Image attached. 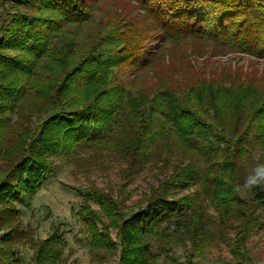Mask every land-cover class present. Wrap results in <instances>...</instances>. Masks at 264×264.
Instances as JSON below:
<instances>
[{
	"label": "trees",
	"instance_id": "1",
	"mask_svg": "<svg viewBox=\"0 0 264 264\" xmlns=\"http://www.w3.org/2000/svg\"><path fill=\"white\" fill-rule=\"evenodd\" d=\"M233 52L264 58V0H0V264H24L18 246L69 264L60 227L35 239L17 205L63 164L110 161L127 183L172 173L130 207L125 185L88 179L89 264H197L225 241L228 264H257L264 186L243 182L264 163V77L194 59Z\"/></svg>",
	"mask_w": 264,
	"mask_h": 264
},
{
	"label": "rangeland",
	"instance_id": "2",
	"mask_svg": "<svg viewBox=\"0 0 264 264\" xmlns=\"http://www.w3.org/2000/svg\"><path fill=\"white\" fill-rule=\"evenodd\" d=\"M197 56L195 61L207 68L206 71L224 73L230 67L242 69L248 73H255L258 77H264V58L249 56L238 52L223 55ZM203 67V68H204ZM172 173V164L163 167L162 163L149 164L132 182H125L120 176L119 164L110 161L93 167L87 175L75 172L72 165L63 164L57 174L50 179L38 194L24 204H18L21 218L25 228L32 231L35 239H45L51 232V225L60 227L61 233L67 241L64 258L69 264H89V243L83 234V226L74 216L73 211L79 210L83 202L80 192L87 186L88 179L96 182L99 187L108 184L118 186L125 185L127 192L131 193L126 205L132 206L142 195L149 193L151 187H156L159 181L168 178ZM231 232V236L235 234ZM111 235L116 239V231ZM250 246L253 247V258L257 264H264V228L258 229L252 239ZM229 241L223 242L218 248L212 249L206 255L196 261L197 264H227L231 262L229 253ZM17 257L24 260V264H32L33 251L28 246L16 248ZM186 248L178 247L174 250V258L185 261ZM116 264V259L106 263Z\"/></svg>",
	"mask_w": 264,
	"mask_h": 264
},
{
	"label": "clouds",
	"instance_id": "3",
	"mask_svg": "<svg viewBox=\"0 0 264 264\" xmlns=\"http://www.w3.org/2000/svg\"><path fill=\"white\" fill-rule=\"evenodd\" d=\"M264 186V163L255 165L245 177L243 187L252 190Z\"/></svg>",
	"mask_w": 264,
	"mask_h": 264
}]
</instances>
